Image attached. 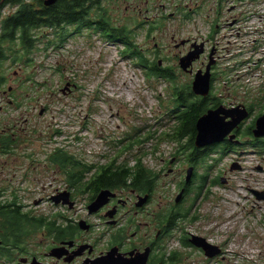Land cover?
Listing matches in <instances>:
<instances>
[{
  "label": "rangeland",
  "instance_id": "obj_1",
  "mask_svg": "<svg viewBox=\"0 0 264 264\" xmlns=\"http://www.w3.org/2000/svg\"><path fill=\"white\" fill-rule=\"evenodd\" d=\"M187 1L161 0V3H165L162 7L170 12L177 11V5L184 7ZM195 1L201 2L193 0ZM146 2L104 0L103 5L108 9L107 15L112 25H127L129 41H132L146 58L154 60L155 57H161L159 65L170 67L176 79L173 81L174 86L186 89L187 94V85L192 83L194 73L202 68V65L197 62L193 73L184 71L177 65L179 61L174 56L178 50L171 48V36L175 35L178 39L183 37L182 35L195 33V29L192 26L186 28L179 24H170L168 20L161 19L158 13L157 17L165 23L162 29L151 33L148 23L141 27L136 25L139 17L145 18L149 15L140 11L137 15L138 10L144 11L150 7L151 3ZM155 5L158 8L160 0H156ZM225 5L229 3L226 2ZM182 6L180 8H183ZM240 8L241 23L246 26L247 32H253V48L239 53L231 50L220 52V62L215 70V94L224 97L226 105L229 101L251 105L261 102L263 105L264 0L244 1ZM16 9L18 5L7 3L0 8V12L7 15ZM91 18L92 21L95 20L92 27H81L79 31L75 24L66 28L45 26L35 29L37 46L28 54L19 42L11 44L13 53L0 62V76L5 81L0 84V128L10 126L16 119L21 125L15 123L12 128L19 130V134H25L31 127L22 124H42L41 136L40 131L37 132L38 143L43 144L50 158L54 147H63L62 151L90 164L117 159L121 161L118 165L128 161V166L133 169L134 174L144 169L147 178L151 175L152 179V174L156 178L150 208L154 211L160 208L164 214L170 205H176L174 199L179 192L176 188L187 174L185 172L183 177L173 172L168 174L167 169L174 168L168 159L175 155L181 158L177 160L176 165L187 167L183 162L187 152L180 153L179 149L189 138L177 140L171 137L177 125H180V113L169 115L182 108H173L178 102L174 101V92L167 93L168 81L164 76L147 77L146 71H149L150 67L143 68L139 64L142 60L139 55L129 57L124 51L127 46L125 43L110 40L102 30L96 28L95 9ZM230 32L231 29L224 31L225 39L231 38ZM156 43L162 50H156ZM2 45L7 47L8 44ZM229 46L231 47V43ZM9 87H12V90H9ZM1 99L4 100L1 102ZM16 99L23 105L18 111L8 102ZM192 101L193 98H189V104ZM36 102L42 103L45 110L43 114L35 111ZM22 113H25L27 121L23 120ZM247 122H250V119ZM139 130L141 132L137 133ZM20 139L24 140V137ZM236 148H239V152L243 151L244 167L229 169V181L214 184V179L220 175L224 179L227 178L220 166H230L231 161L235 160H231V157ZM233 151L223 155L221 161L212 169L207 168L209 178L196 201L191 202L193 196H190L189 201L184 203L185 206L194 203L193 211L199 216L195 223L188 225V230H199L212 238V242L221 247L222 253L207 257L204 253H191L190 248H185L187 256L181 261L186 264H264V199L259 200L251 190L253 187L264 189V145L235 146ZM12 156H16L17 164H20L19 161H26L23 156L19 157L18 152ZM218 157L220 155L216 150L206 161H212V164ZM139 159L141 164L136 163ZM9 160L12 161V157ZM76 167L81 169L80 164ZM57 168L51 159L48 177L40 180L28 179L25 185L31 181L33 195L49 197L57 187H65L67 177L73 175V169L61 173ZM205 170L200 168V175ZM133 177L131 175V178ZM131 178H128V183L134 184ZM201 181L202 178L198 177L194 187ZM45 183L47 189H41V185L44 186ZM81 196V201L84 202L85 195ZM44 203L49 220H63L67 214L70 215L66 206H56L51 200ZM34 209L32 215L35 214ZM83 213L85 211H80V214ZM182 226L170 233V243L179 234ZM213 226L215 229L210 232L209 228ZM177 243L178 241L174 240L172 245Z\"/></svg>",
  "mask_w": 264,
  "mask_h": 264
},
{
  "label": "flooded vegetation",
  "instance_id": "obj_2",
  "mask_svg": "<svg viewBox=\"0 0 264 264\" xmlns=\"http://www.w3.org/2000/svg\"><path fill=\"white\" fill-rule=\"evenodd\" d=\"M94 1L89 4L90 15L94 9L95 13L97 10ZM146 1L147 4L151 3L150 7L144 11L138 10L137 15L139 11L149 15L145 18L139 17L136 25L144 26L148 23L153 31L162 29L165 23L157 17L158 13L161 19L168 20L170 24H179L186 28L192 26L195 33L182 35L183 37L180 36L178 39L175 35L171 36L173 42L170 46L178 50L174 58L180 63L181 58L186 54L200 51L193 65L201 62L202 68L206 69L208 63H212L209 93L206 95L193 93V104L202 105V108L206 107L204 112L227 104L224 97L215 94L217 80L215 70L219 65L220 52L226 48L219 33L231 27L235 28V24L239 22L238 14L242 0H201V2L188 0L184 7L177 5V11L170 12L164 10L166 8L162 6H165V3H161V0L158 8L155 7L156 0ZM226 2L229 5H225ZM135 10L132 9V11ZM156 18L158 19L155 20ZM173 18L175 19L172 21ZM96 22H98L97 19ZM155 46L157 51L162 50L158 43ZM160 59L161 57H157L158 62ZM179 63L177 65L180 66ZM2 81L5 82L0 76V84ZM9 90H12V87H9ZM3 100L1 99V102ZM8 102L13 104L17 111L23 107L17 99L8 100ZM230 104L231 102L228 106ZM246 104L250 113L251 108L254 109V113L255 110L257 111L255 113L257 116L264 112V104L262 105L261 102L256 105ZM35 111L43 114L45 110L41 102H36ZM188 111L184 112L185 122ZM21 116L23 120H28L24 117L25 113ZM15 120L10 126L0 128V264H186L181 261L187 256L185 248H190L191 253L206 254V249L199 245L201 238L211 243L213 239L199 230L195 232L188 230V225L195 223L199 216L193 211L194 203L189 206H185L184 203L189 201L190 196H193L191 202L196 201L206 184L204 181L209 178L207 168L212 169L221 161L223 155L230 152L229 149L232 150L235 146L264 143V137H256L253 133L256 120L254 117L250 122L239 124L234 131L235 138L228 134L221 142L204 147L195 148L197 147L195 137L192 139L191 133L187 132L185 137L189 138V141L185 142L187 155L183 160L187 167H178L177 160L181 158L175 155L168 160L174 168L167 167V169L168 174L173 172L183 177L186 172L187 177L188 169L193 168V175L189 181L185 177L179 182L176 190H179L177 195L180 193L181 200L178 201L175 197L176 205H170L165 215L161 213L160 208L156 211L150 208V204L153 203L151 198L155 175L148 182L140 176L136 178L132 175L134 177L130 176V178L134 184H129L125 181V176L115 175L112 171L121 161H106L105 166L90 165L92 169L84 185L85 204L79 209L66 206L70 215L67 214L63 220H49L44 207V202L49 200L48 195L47 198L33 195L31 181L27 186L25 185L28 179L40 180L47 178L49 174V162L53 158L49 157L43 144L38 143L37 132L40 131L39 136H41L42 124H22L31 129L26 130L25 134H19V130L12 128L15 123L21 125L18 120L16 122ZM191 120L189 119L187 126L191 124ZM194 129H196V123L191 126V131ZM22 137L24 140L20 139ZM216 150L220 157L215 159V163L207 162V158ZM17 152L19 157L23 156L26 161H19L20 164H17L16 156H12ZM183 152V149L180 150V153ZM10 157L12 161L9 160ZM124 164L125 161L120 165ZM200 168L206 169L202 175L199 172ZM220 168L224 170L222 173L227 174V181H229L228 170H231V165L228 167L223 164ZM59 169L64 171L69 168L59 165ZM115 177H118V180L114 181ZM198 177L202 178V181L194 187ZM221 177L222 175L216 177L214 184L220 182ZM134 179L137 181L135 182ZM42 185L41 189H47V183ZM251 190L256 196V190L259 189ZM35 191L40 193L38 190ZM68 191L75 200L79 191L72 189ZM102 191L107 192L103 197L104 202L99 206L94 204L92 207L91 204L96 201ZM259 191V196L264 198V189ZM60 192L63 190L56 188L53 194ZM33 208H35L34 215L31 213ZM80 211L85 213L80 214ZM180 225H183L181 231L174 235L175 237L173 236L170 243V233L174 229H179ZM214 229L213 226L209 228V231ZM174 240L178 241L177 245H172Z\"/></svg>",
  "mask_w": 264,
  "mask_h": 264
},
{
  "label": "trees",
  "instance_id": "obj_3",
  "mask_svg": "<svg viewBox=\"0 0 264 264\" xmlns=\"http://www.w3.org/2000/svg\"><path fill=\"white\" fill-rule=\"evenodd\" d=\"M93 2V0H58L56 3L46 6L42 2V0H31L27 2L26 0H0V8L5 4L9 3L11 5H18V9L13 12L8 13L7 15H3L0 12L1 19V32H0V60L4 61L10 53H13L12 43L19 42L27 48L28 50H32L35 46L36 38L34 37L35 29L42 27H60L63 24H73L75 22H79L81 26L88 22L89 14V4ZM97 4H100L102 0H95ZM88 11V14H87ZM100 23L102 25H110V17L107 14H100ZM101 28V26H100ZM2 43H7V47H4ZM142 59L143 62L147 64H151V69L148 75H157L164 76L167 80H173L174 74L173 71L170 70L169 67L163 66L160 67L158 61L154 59L153 62H150L148 58L140 53V51L135 52ZM1 67V65H0ZM177 93L179 95L178 101L186 107V110H189L187 115V120L185 122L184 112L182 116L179 117L180 125H177L174 135H171L172 138H176L177 140L183 138L187 132H190L192 135V139H194L196 134V129L191 131V126L195 125L197 118L199 115L206 109V107L202 108L196 104L190 103L189 98H191L192 94L189 92L183 93L177 89ZM189 93V94H188ZM191 120V124L189 126L188 122ZM188 128V129H187ZM141 132V130L137 131ZM198 148V147H195ZM226 150V149H225ZM56 158V162L63 161L72 167L76 163L70 162L68 159L73 155L67 153L66 151L56 152L53 154ZM84 166H81L78 177H74L73 175L69 177V181L72 185L77 183L81 184L83 180V172ZM75 170H73L74 172ZM119 171V172H117ZM115 175L125 176V181H128V175L133 173V169L129 166L127 167H118L115 171H113ZM137 177H142L147 182L151 180V175L146 177L144 173V169L140 170V173L135 174ZM118 180V177H115L114 181ZM136 182L137 180L134 179Z\"/></svg>",
  "mask_w": 264,
  "mask_h": 264
},
{
  "label": "water",
  "instance_id": "obj_4",
  "mask_svg": "<svg viewBox=\"0 0 264 264\" xmlns=\"http://www.w3.org/2000/svg\"><path fill=\"white\" fill-rule=\"evenodd\" d=\"M57 0H45L47 5H51L55 3ZM200 52V51H199ZM196 55L194 53H188L187 55L183 56L180 60V65L184 70H188L190 72L193 71L190 68L193 59ZM211 66L212 63L210 62L207 66L206 71L200 69L195 74V79L193 81V90L196 94L206 95L210 89V80H211ZM247 109L246 107L236 106L234 108H227L223 105L219 106L216 109H209L206 113L201 115L196 123L197 127V134L195 136L196 145L198 147L206 146L215 142L221 141L227 134L231 133L233 129L240 123V121L247 116ZM230 118L226 120V118ZM256 136H264V113L259 116L256 124V128L254 130ZM231 136H235L232 134ZM238 164H233L232 168H238ZM192 168L188 171L187 180L191 177ZM224 181V180H223ZM106 191H102L101 194L98 196L96 201L93 203L99 206L104 202L103 197L106 195ZM256 194L259 198V192L256 191ZM63 198V203H69L72 206V202L69 199L68 195H60L54 197L56 203L60 202V199ZM92 205V207H93ZM200 246H203L207 254L209 256H213L220 252L217 246L212 245L208 241L201 238L199 243Z\"/></svg>",
  "mask_w": 264,
  "mask_h": 264
},
{
  "label": "bare ground",
  "instance_id": "obj_5",
  "mask_svg": "<svg viewBox=\"0 0 264 264\" xmlns=\"http://www.w3.org/2000/svg\"><path fill=\"white\" fill-rule=\"evenodd\" d=\"M101 30V28H99Z\"/></svg>",
  "mask_w": 264,
  "mask_h": 264
}]
</instances>
